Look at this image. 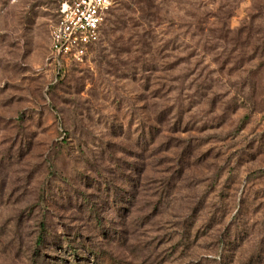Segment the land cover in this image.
<instances>
[{
  "label": "rangeland",
  "instance_id": "374dc122",
  "mask_svg": "<svg viewBox=\"0 0 264 264\" xmlns=\"http://www.w3.org/2000/svg\"><path fill=\"white\" fill-rule=\"evenodd\" d=\"M62 1L0 0V264H264V0H118L56 80Z\"/></svg>",
  "mask_w": 264,
  "mask_h": 264
},
{
  "label": "built area",
  "instance_id": "2783aa9c",
  "mask_svg": "<svg viewBox=\"0 0 264 264\" xmlns=\"http://www.w3.org/2000/svg\"><path fill=\"white\" fill-rule=\"evenodd\" d=\"M118 0H63L50 32L47 66L56 80L84 62L95 47L105 22Z\"/></svg>",
  "mask_w": 264,
  "mask_h": 264
},
{
  "label": "trees",
  "instance_id": "16d2710c",
  "mask_svg": "<svg viewBox=\"0 0 264 264\" xmlns=\"http://www.w3.org/2000/svg\"><path fill=\"white\" fill-rule=\"evenodd\" d=\"M141 1H142V0H141ZM136 2H140V0H139V1L137 0ZM144 3H145V2H144ZM145 4H146V3H145ZM114 8H115V7H114ZM114 8H113V9H114ZM113 9H112V10H113ZM112 10H111V11H112ZM110 13H111V12H110ZM109 15H110V14H109ZM108 17H109V16H108ZM107 20H108V19H107ZM115 21H116V20H114L113 22L115 23ZM106 22H107V21H106ZM106 22H105V24H106ZM105 24H104V25H105ZM103 28H104V27H103ZM102 33H103V31H102ZM101 37H102V34H101ZM100 41H101V38H100L99 42H100ZM99 42H98V43H99ZM93 48H94V47H93ZM93 48H92V49H93Z\"/></svg>",
  "mask_w": 264,
  "mask_h": 264
}]
</instances>
